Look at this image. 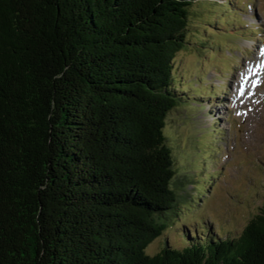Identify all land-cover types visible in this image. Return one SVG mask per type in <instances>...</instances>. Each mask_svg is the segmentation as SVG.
Here are the masks:
<instances>
[{"label": "trees", "instance_id": "trees-1", "mask_svg": "<svg viewBox=\"0 0 264 264\" xmlns=\"http://www.w3.org/2000/svg\"><path fill=\"white\" fill-rule=\"evenodd\" d=\"M207 2L0 0V264H264V195L239 232L161 237L183 211L175 59Z\"/></svg>", "mask_w": 264, "mask_h": 264}, {"label": "rangeland", "instance_id": "rangeland-1", "mask_svg": "<svg viewBox=\"0 0 264 264\" xmlns=\"http://www.w3.org/2000/svg\"><path fill=\"white\" fill-rule=\"evenodd\" d=\"M213 2H215V5L213 6L219 8L220 3H223L220 0ZM245 2L248 6L253 7L254 16L251 13L252 9L249 7L247 9V5L245 8L242 7L244 10H240V18L245 21L248 20L247 26L244 28L249 30L259 26V28L262 27L264 30V0H254V3H249L248 0H245ZM207 7L205 6V10ZM207 10L209 9L207 8ZM218 10L216 12H211V14L214 15V18H217V12H222V10ZM191 17V24L193 26L189 29V32H192V34H189V40L192 41L191 47L188 50L179 52L175 60V66L177 65V71H179L180 74L183 71L190 70L192 67L195 68V66L198 65L197 62L202 60L199 55L201 54L203 47L194 44V40H200V36L207 39V36L212 37L215 35L214 33H208V31H215V33L218 34L222 31L216 26H213L214 29H211V24L203 19L208 18V16L197 18L194 15V9H192ZM249 17L258 19V22L251 23L252 20ZM213 25H216V23ZM204 27L206 29H204ZM239 30L240 29L238 28L233 31H226L223 33L225 37L216 35L218 39H213L211 42H215V46H220L226 50V52H229V50L236 51L238 46L233 43V39L237 37ZM238 41H241V39H238ZM234 54H238L243 58H246L247 56H251L253 53L250 48V51L246 55H244L241 51ZM217 55L221 63H215L216 66L220 67L227 65L230 58L226 55H222L219 48H217ZM213 59H215V57H211V60ZM207 65L208 63H206L204 68H206ZM227 67H229V64ZM224 68L223 71H225ZM200 70L199 64L197 73H199ZM197 73L190 76L188 75L184 78V80L188 79V83L194 88L199 87L196 81L199 82L201 76L199 74L197 75ZM233 73V70H230V72H220L219 74L222 75L220 77L223 81L219 82L220 84L215 82L219 89L227 87L226 94H231L230 87H228V85L231 83L230 79ZM202 78L205 81L206 76H203ZM180 86L186 88L183 84ZM201 87L203 86L201 85ZM203 88L210 92L207 88ZM239 88L240 85L238 86V89ZM185 94L190 95V97L192 96L189 88H186ZM226 94L220 93L219 99L224 100ZM185 104L186 103H183V105ZM187 105L191 106V103L187 102ZM187 105L184 107L181 105L178 109L180 111L177 113L179 117L178 119L181 118L182 122L173 119L172 124H167L168 131L174 133L180 132L181 136L184 137V139L179 142L180 144H178L175 139L167 138L169 145L176 155V170H182L185 173L183 180L185 182V187H180L182 189L180 203L183 206V211L178 215V217L168 218L165 222V229L161 236L164 239L168 238L169 242L175 246L187 245L189 243L187 238L190 235L196 237L197 232L206 236V231H209L208 222L214 223V228L221 237H225L229 234L225 230V226L229 223L230 225L228 228L232 229L231 232H239V230L248 222L250 217L258 211V207L261 204L264 195V109L261 108L260 111L255 114L245 113L234 109L236 117L232 119L234 125L233 127L232 122L230 126L227 122H225V120H223L222 126H230V133L224 132L219 138H217L218 141L216 142V145L223 146L222 153L220 154L221 160L218 158L216 162L211 163L214 160L216 149L211 146H207L206 144L208 143V145H211L214 136L213 134H208L205 131L202 132L200 129H197L200 126L203 127L205 123H201L200 117H191L190 112H188V109L190 108L184 109ZM215 106L217 107L216 104ZM226 116L227 114L224 115V118H226ZM232 116L234 115L232 114ZM196 120H198V123H196L197 125L195 124ZM216 136L218 135L216 134ZM167 137H169L168 134ZM188 142L189 144H187ZM184 146H186V148ZM231 153L232 158L229 159L225 165L226 174L220 176L218 173L209 172L220 168L222 166L223 159H227V157L223 158L224 154L229 157ZM189 154L192 155L194 160L200 159V163L192 160L187 161L186 158L190 159L191 157L188 156ZM257 157L263 164L262 167L253 165L250 162L247 163L248 160H245L250 158V161L252 158ZM204 162L207 165H205ZM243 162H245V165H243ZM195 163H198L199 166L197 167ZM208 164H210V167H208ZM186 165L189 169L186 168ZM232 165H236L237 169L232 168ZM242 165L243 168H241ZM231 168L233 171L237 172H230ZM244 186L247 188L251 186L250 190L254 188L249 194L250 199L247 203L245 201H241L235 205L237 200L243 199L246 194L247 188ZM232 193L234 194L232 195ZM232 196L233 198H237V200H233L232 204L225 207L224 205L228 200L231 203ZM226 216L231 218L228 223ZM160 241L161 239L159 238L155 239V241L149 245L147 250L149 254H154L160 250Z\"/></svg>", "mask_w": 264, "mask_h": 264}, {"label": "snow or ice", "instance_id": "snow-or-ice-1", "mask_svg": "<svg viewBox=\"0 0 264 264\" xmlns=\"http://www.w3.org/2000/svg\"><path fill=\"white\" fill-rule=\"evenodd\" d=\"M260 56L264 57V46H261L260 48ZM260 69H264V61H261L257 63L254 67L250 66L247 73H241V82H240V88L237 93V96H243L245 91V84L248 81L249 75H252L256 72H258ZM259 81H253L252 86L255 87ZM252 93H249L251 95Z\"/></svg>", "mask_w": 264, "mask_h": 264}]
</instances>
